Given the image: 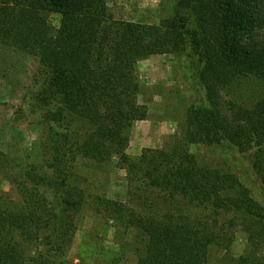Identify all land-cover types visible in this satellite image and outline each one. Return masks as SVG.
I'll return each instance as SVG.
<instances>
[{
    "label": "trees",
    "instance_id": "1",
    "mask_svg": "<svg viewBox=\"0 0 264 264\" xmlns=\"http://www.w3.org/2000/svg\"><path fill=\"white\" fill-rule=\"evenodd\" d=\"M0 45L36 58L49 76L41 91L49 124L83 120L117 156L129 190L151 188L175 203L163 214H132L147 238L136 264H206L208 248H229L235 228L248 243L235 264H264V206L235 174L201 166L188 149L227 144L249 153L264 181V0H175L158 25L115 19L107 0H0ZM186 48L200 63L203 99L188 106L178 139L131 159L130 128L147 117L136 64ZM253 80L262 93L251 107L225 100L226 91ZM48 131L51 173L29 170L17 203L0 196V264H49L60 251L53 238L75 230L71 213L81 202L62 191L66 157L74 160L82 145L73 150L77 139Z\"/></svg>",
    "mask_w": 264,
    "mask_h": 264
},
{
    "label": "rangeland",
    "instance_id": "2",
    "mask_svg": "<svg viewBox=\"0 0 264 264\" xmlns=\"http://www.w3.org/2000/svg\"><path fill=\"white\" fill-rule=\"evenodd\" d=\"M174 3L175 0H107L115 19L147 25L169 19ZM50 18L52 25L58 26L59 17ZM200 69L198 59L188 48L137 62V101L146 106L147 117L130 128L128 157L136 159L142 149H160L181 136L188 106L203 99ZM48 78L36 58L0 45V196L17 203L18 184L27 182L29 170L51 173L49 127L77 139L72 148L82 145V150L74 151V160L72 154L66 157L69 175L62 191L64 197L81 202L79 209L71 213L75 230L64 241L59 236L53 238L54 248L60 251L47 260L49 264H136L144 255L147 238L132 224V214H163L175 203L151 188L129 190L117 156L83 120L68 118L49 124L44 116L51 106L41 94ZM261 93L262 85L253 80L233 86L224 98L251 107ZM188 149L201 166L235 174L264 206V181L252 168L251 154H241L227 144H193ZM233 236L227 249L208 248L206 264H235L248 243L240 228L234 229Z\"/></svg>",
    "mask_w": 264,
    "mask_h": 264
}]
</instances>
